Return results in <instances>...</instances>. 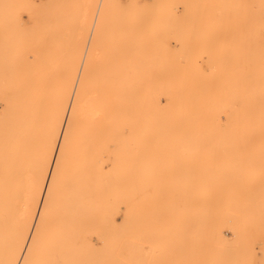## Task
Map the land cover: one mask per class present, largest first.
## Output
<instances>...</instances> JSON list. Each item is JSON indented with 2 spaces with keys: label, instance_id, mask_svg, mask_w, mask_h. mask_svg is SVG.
<instances>
[{
  "label": "rangeland",
  "instance_id": "1",
  "mask_svg": "<svg viewBox=\"0 0 264 264\" xmlns=\"http://www.w3.org/2000/svg\"><path fill=\"white\" fill-rule=\"evenodd\" d=\"M93 2L0 0V260ZM98 27L35 264H264V0H105Z\"/></svg>",
  "mask_w": 264,
  "mask_h": 264
},
{
  "label": "bare ground",
  "instance_id": "2",
  "mask_svg": "<svg viewBox=\"0 0 264 264\" xmlns=\"http://www.w3.org/2000/svg\"><path fill=\"white\" fill-rule=\"evenodd\" d=\"M104 2L105 0H101V2L100 0H94L93 2V15L89 23L86 24V30H84L86 31L85 37L83 39L84 43H80L84 47L82 56L83 60L80 65L75 68L73 75L71 77L68 75L69 78L66 82L69 105L62 111L61 117L56 122V124H53L52 128L47 132L45 142L46 160L43 161L40 154H38V157L36 158V168H42V172H37L34 175H32V173H28L29 175L23 178L22 200L11 230L10 228H8V235L11 234L12 236L13 256L11 260L8 257L4 260H0V264H35L38 259L39 252L43 247V243L46 239V234L48 232V227L53 214L57 187H59L61 183L65 159L70 152L73 129L79 121L81 108L86 105L88 101L85 97L89 90L92 88L94 81V79H90L88 75L90 71L88 59L90 53L95 47V43L97 40L99 32L98 25L101 18V9L104 5ZM97 6L100 7V10L99 12L97 11L98 13L96 14V10L98 9ZM73 26H75V24ZM69 33L71 34V31ZM76 42L75 44H78ZM69 45H71V43L68 44V47ZM77 46H75L74 48L78 49ZM86 47L87 51L85 50ZM80 48L82 50V47ZM77 51H74V55L79 54V52L77 53ZM80 54L79 56H81ZM74 58L77 57L74 56ZM78 61L79 59L75 61L76 65L78 64ZM74 86L75 91L71 93ZM120 90L122 93H124L126 91V88L123 86ZM124 95L125 94H123V96ZM122 102H124V98ZM121 120L123 123L126 121V114L124 112L122 113ZM5 192L7 193V191ZM7 201L8 200H6V205L4 204V202L0 205V233L2 232L1 229L3 226L2 215L4 213H9ZM0 202H2V199H0ZM91 216L90 217L92 219L93 215L91 214ZM79 217L80 216H77V221L79 220ZM64 248L66 247H61L59 249L60 252ZM56 264H63V259L57 258Z\"/></svg>",
  "mask_w": 264,
  "mask_h": 264
}]
</instances>
